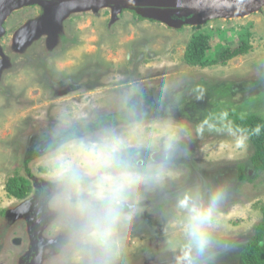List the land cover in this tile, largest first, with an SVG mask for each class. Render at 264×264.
Wrapping results in <instances>:
<instances>
[{
	"label": "rangeland",
	"instance_id": "rangeland-1",
	"mask_svg": "<svg viewBox=\"0 0 264 264\" xmlns=\"http://www.w3.org/2000/svg\"><path fill=\"white\" fill-rule=\"evenodd\" d=\"M42 13L36 4H22L1 25L0 264H17L23 249L29 250L35 230L28 219L44 222L39 214L42 207L52 214L42 232L48 252L43 250L45 256L31 264H67L64 240L56 258L51 249L52 232L57 231L51 226L57 225V219L48 205L50 191L45 198L39 194L40 186H51L44 183L43 158L32 160L30 153L75 126L95 123L93 118L114 115L119 109L141 119L119 128L108 118L100 121L122 134L138 125L132 143L153 145L141 150H157L164 156L156 125L169 121L183 128L179 143L188 144L185 165L177 161L178 154L177 160L163 164L156 178L142 187L120 264H177L187 245L185 213L177 208V200L196 191L207 199L217 187H223L226 196L214 214L210 251L196 257L195 264H242L240 252L261 220L264 171L252 168L253 148L248 140L245 148L236 147L228 115L253 114L264 119V7L245 17L213 19L179 29L150 20L137 22L127 10L113 21L105 9L77 12L68 15L49 34L50 39L44 33L37 41L21 42L16 33ZM244 28L251 34L247 54L223 66L200 68L185 62L193 34L208 33L213 56L228 45L235 47ZM147 78L153 80L141 83ZM133 81H139L136 86L142 89L119 87ZM160 82L164 86L159 87ZM127 94L139 101L129 103ZM162 94L167 95L164 102ZM94 130L79 136L100 131ZM24 162L33 181H26L28 193L18 200L6 192L5 185L15 174L20 176Z\"/></svg>",
	"mask_w": 264,
	"mask_h": 264
},
{
	"label": "clouds",
	"instance_id": "clouds-1",
	"mask_svg": "<svg viewBox=\"0 0 264 264\" xmlns=\"http://www.w3.org/2000/svg\"><path fill=\"white\" fill-rule=\"evenodd\" d=\"M138 127L133 125L128 134L106 128L66 139L43 157L44 183L52 186L48 205L56 213L57 231L67 238V264H120L141 189L156 178L183 131L170 121L157 124L164 160L149 165L141 162L140 150L153 145L132 143ZM253 131L258 135L260 126ZM232 134L236 147L245 148L248 136L243 130ZM225 196L226 190L217 187L207 199L196 191L177 200V208L185 213L187 237L177 264H195L196 257L210 251L214 214Z\"/></svg>",
	"mask_w": 264,
	"mask_h": 264
},
{
	"label": "water",
	"instance_id": "water-1",
	"mask_svg": "<svg viewBox=\"0 0 264 264\" xmlns=\"http://www.w3.org/2000/svg\"><path fill=\"white\" fill-rule=\"evenodd\" d=\"M22 4H36L43 10L37 21L16 33L21 42L31 43L40 39L44 33L50 39L55 28L68 15L77 12H98L105 9L110 12L113 21L122 11L127 10L143 20L179 29L182 25L199 26L213 19L248 16L261 10L264 0H0V37L3 35L1 25L5 17L14 7ZM28 220L30 225L41 222L33 217ZM35 227L36 225L33 226ZM61 234L62 241L67 244L65 233ZM62 245L63 243L59 244L58 252Z\"/></svg>",
	"mask_w": 264,
	"mask_h": 264
},
{
	"label": "trees",
	"instance_id": "trees-1",
	"mask_svg": "<svg viewBox=\"0 0 264 264\" xmlns=\"http://www.w3.org/2000/svg\"><path fill=\"white\" fill-rule=\"evenodd\" d=\"M135 15V14H134ZM138 19L143 20L140 17ZM251 34L247 28H244L237 36L238 43L235 47L226 46L213 56L210 54L211 45L210 36L205 32L193 34L186 46L184 60L190 66L200 68L214 65H225L229 60L247 54L251 50ZM233 131L243 133L248 136L253 153L250 159L252 168L255 171H264V119L253 114L230 113ZM259 125L260 133H254V128ZM26 181L18 174L9 178L5 185L6 192L16 198L21 199L28 193ZM261 220L254 229L253 236L246 242L240 258L242 264H264V206L260 208Z\"/></svg>",
	"mask_w": 264,
	"mask_h": 264
},
{
	"label": "flooded vegetation",
	"instance_id": "flooded-vegetation-1",
	"mask_svg": "<svg viewBox=\"0 0 264 264\" xmlns=\"http://www.w3.org/2000/svg\"><path fill=\"white\" fill-rule=\"evenodd\" d=\"M135 20L137 22H142V21H145V20H141V19H138V18H135ZM8 38L10 37L9 35L7 36ZM164 79V77L162 78ZM153 78H147V79H144V80H141V83H144V82H149V81H152ZM139 81H133L131 83H127L125 85H122V86H119L121 88L123 87H127L126 89L124 90H139V89H142V86H136L137 83ZM162 82V81H161ZM160 82V86L159 87H162L164 86L162 83ZM96 83V82H95ZM73 85H76V84H73ZM150 85H154V83H151ZM149 86V85H148ZM117 87V88H119ZM96 88V87H95ZM55 89V87H54ZM91 89V88H90ZM171 88L167 87V88H164L161 89V90H169ZM139 92H136L134 94H132V97L136 94H138ZM167 95H160L161 97V100L162 102L165 101V98H166ZM127 100L128 102L130 103L131 101L134 103L136 101H139L137 99H132V97L127 94ZM133 97V98H134ZM135 100V101H134ZM146 98H144V100H142V102L146 103ZM149 101H151L149 99ZM161 102V103H162ZM125 104V103H124ZM166 109H167V106H164ZM163 107V108H164ZM125 108V106H124ZM120 110V109H119ZM119 110L114 114V115H108L107 117L105 116V118H102L100 119V117H96V118H93V121L95 123H92L90 122V124L88 123L87 126H75L74 128H71V130H68L66 132H63L62 134H60L58 136V138L56 140H54L53 142H50V143H45L42 145V147L38 146L37 148H33L32 152L30 153V159H36V158H39V160H41L45 154L49 153L50 150H53L55 149L59 143H61L62 141L66 140V139H71L73 137H76V136H79L81 135V133L85 134L86 132L88 133H91V129H94V132L98 129V130H102V129H105V128H109V126L107 125L108 123L104 124V122H101L100 120H106V118H108L109 122L112 123V125H114V127L116 128H119V127H125L127 126V124L130 123H135V122H139L137 119H141V118H138V117H135V115L130 116V115H126V114H122L121 112H119ZM121 111V110H120ZM163 111H166V110H163ZM107 120V121H108ZM141 123V122H140ZM142 123H145V122H142ZM110 125V124H109ZM91 128V129H90ZM42 143V142H41ZM44 143V142H43ZM188 144H185L184 142L182 143H179L178 146L176 147V149L171 153L170 157L163 163V164H170L172 162H174L175 160H177L179 157L178 154L181 156L179 160L180 164H186L187 163V155L185 153H187V150H188ZM51 148V149H50ZM155 151L157 150H150V151H145V150H140V160L143 164H156V163H159L160 161H163L164 160V156H160L158 153H156ZM159 155V156H158ZM176 157V159H174ZM27 162V161H25ZM25 162L23 163L22 166V173L20 174V177L23 178L25 181H33V178H32V174H31V170H29L28 168V164ZM173 164H176V163H173ZM180 166H183V165H180ZM13 177V176H12ZM41 181V180H39ZM50 186V185H48ZM51 187H47V186H40L39 189V194L40 195H45L46 192H49L51 191ZM46 197V195L44 196V198ZM6 212H4L5 214ZM39 214L41 215V218H43L44 222H40V224H31V225H36L35 228H33V230H35V233L32 234V237H30V240H31V245L29 246V250H24L22 251V254L19 256L18 260H17V264H31L33 260H38L39 257H41L42 259V255L45 256V253H43V250L44 252H48V250L46 249V246H47V243L48 241H43L42 240V232L45 230V223L48 221L45 222L46 219H48L49 217L52 216V214L47 211V210H44V207L41 208V211L39 212ZM56 218V217H55ZM52 229L54 228H57V225H52L51 226ZM51 230V229H50ZM53 233V236H52V245L53 247H51V249H53V255L54 257L56 258L57 255H58V248H59V244L60 242L62 241L61 239V232L60 231H54L52 232ZM66 236V235H65ZM64 236V237H65ZM15 240L16 239H13V242L15 243ZM22 241L21 240H17V244H21ZM42 253V254H41ZM39 255V256H38ZM48 255V253H47ZM52 255V256H53ZM49 257V260L51 259V257Z\"/></svg>",
	"mask_w": 264,
	"mask_h": 264
},
{
	"label": "bare ground",
	"instance_id": "bare-ground-1",
	"mask_svg": "<svg viewBox=\"0 0 264 264\" xmlns=\"http://www.w3.org/2000/svg\"><path fill=\"white\" fill-rule=\"evenodd\" d=\"M6 59V58H5Z\"/></svg>",
	"mask_w": 264,
	"mask_h": 264
}]
</instances>
